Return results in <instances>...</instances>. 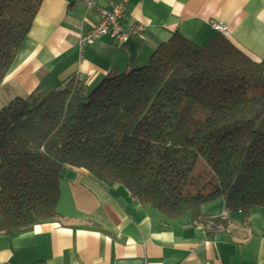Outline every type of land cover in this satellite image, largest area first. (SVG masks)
<instances>
[{
    "label": "trees",
    "instance_id": "obj_1",
    "mask_svg": "<svg viewBox=\"0 0 264 264\" xmlns=\"http://www.w3.org/2000/svg\"><path fill=\"white\" fill-rule=\"evenodd\" d=\"M42 2L0 0V90ZM41 93H0V234L52 222L66 168L170 217L206 219L201 205L220 198L232 212L264 207V58L227 35H175L143 68ZM201 159L210 177L193 192Z\"/></svg>",
    "mask_w": 264,
    "mask_h": 264
},
{
    "label": "crops",
    "instance_id": "obj_2",
    "mask_svg": "<svg viewBox=\"0 0 264 264\" xmlns=\"http://www.w3.org/2000/svg\"><path fill=\"white\" fill-rule=\"evenodd\" d=\"M113 1L89 8L84 0H43L2 84L7 101L143 68L175 35L205 44L220 33L214 23L227 27L244 54L264 58V0H131L124 31H143L123 43L103 36L81 47L101 20L99 9ZM60 187L52 222L0 234V264H264V207L232 212L220 198L201 205L206 219L170 217L83 169H64Z\"/></svg>",
    "mask_w": 264,
    "mask_h": 264
},
{
    "label": "built area",
    "instance_id": "obj_3",
    "mask_svg": "<svg viewBox=\"0 0 264 264\" xmlns=\"http://www.w3.org/2000/svg\"><path fill=\"white\" fill-rule=\"evenodd\" d=\"M89 8L96 5V0H84ZM131 0H114L111 9L100 8L101 15L100 22L87 34L81 37V47L87 43L99 39L103 36H110L118 42H126L131 35H137L140 31H143V26L136 25L132 27L129 32H125L123 28V20L128 11V7ZM213 27L220 33L228 34L226 26L214 23Z\"/></svg>",
    "mask_w": 264,
    "mask_h": 264
},
{
    "label": "rangeland",
    "instance_id": "obj_4",
    "mask_svg": "<svg viewBox=\"0 0 264 264\" xmlns=\"http://www.w3.org/2000/svg\"><path fill=\"white\" fill-rule=\"evenodd\" d=\"M223 34V33H221ZM223 35H227V34H223ZM43 93L40 94L41 97H43L46 93V91L44 90H41ZM3 97H1L0 99V108H1V103L3 101ZM210 171L205 163V161H203L202 159L198 161V165H197V168H196V171H195V174H194V177H193V180L192 182L194 181L195 182V186L194 184L192 186H190V190L191 191H196L198 188L196 187L197 185H199V188H200V185L202 183H207L208 182V178L210 177Z\"/></svg>",
    "mask_w": 264,
    "mask_h": 264
}]
</instances>
